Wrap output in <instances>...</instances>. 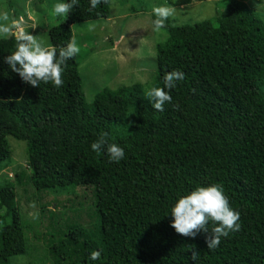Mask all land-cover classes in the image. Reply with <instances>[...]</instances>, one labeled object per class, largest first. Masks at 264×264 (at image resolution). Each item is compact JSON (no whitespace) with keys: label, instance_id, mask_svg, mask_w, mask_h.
Segmentation results:
<instances>
[{"label":"trees","instance_id":"trees-1","mask_svg":"<svg viewBox=\"0 0 264 264\" xmlns=\"http://www.w3.org/2000/svg\"><path fill=\"white\" fill-rule=\"evenodd\" d=\"M243 1L228 0L225 13L190 26L167 21L162 29L167 37L154 48L150 85L102 89L89 105L81 92L77 55L67 61L61 87L41 82L34 88L4 62L15 51V39L0 38V163L9 160L6 138L11 137L24 142L35 190H92L93 226H75L66 242L50 241L49 250L59 259L69 264H264V92L259 86L264 25ZM89 9L90 0H78L61 23L46 30L49 45L66 46L74 24L109 18L108 4ZM173 70L185 78L170 91L172 103L156 111L146 90L163 87L164 74ZM103 133L124 149L123 160L111 162L106 150L92 151ZM212 184L223 186L240 213L241 229L210 251L208 234H177L170 212L178 198ZM14 196L10 183L0 186V210L8 219L0 222V264H12L11 258L25 253ZM192 246L200 252L197 261L190 258ZM95 250L101 258L92 261Z\"/></svg>","mask_w":264,"mask_h":264},{"label":"rangeland","instance_id":"rangeland-1","mask_svg":"<svg viewBox=\"0 0 264 264\" xmlns=\"http://www.w3.org/2000/svg\"><path fill=\"white\" fill-rule=\"evenodd\" d=\"M228 0H110L108 19H100L71 26L80 52L77 67L81 92L86 104L102 89L115 90L120 86L140 84L149 86L155 71V45L167 35L164 30L153 31V6L171 5L175 14L168 19L171 26H190L211 20L225 13ZM64 0H0V12H6L9 23L23 18L34 28L32 35H43L61 23L64 16L53 14V6ZM246 11L264 25V0H244ZM3 38V37H0ZM72 38V37H71ZM49 44V43H48ZM264 92V74L259 80ZM129 117H126L121 122ZM128 121H126L127 123ZM118 129H122L118 126ZM9 160L0 163V186L10 183L14 188L16 211L19 215L25 253L11 258L12 264H69L49 250L50 241L68 240V232L75 226L91 229L95 209L92 190L88 187L35 190L28 180L24 142L7 137ZM18 173L20 177L15 178ZM35 207H32V205ZM37 218L33 219V214ZM0 210V222H8Z\"/></svg>","mask_w":264,"mask_h":264},{"label":"clouds","instance_id":"clouds-1","mask_svg":"<svg viewBox=\"0 0 264 264\" xmlns=\"http://www.w3.org/2000/svg\"><path fill=\"white\" fill-rule=\"evenodd\" d=\"M110 0H90V11L96 9L101 3L109 4ZM78 0H65L53 6V14L56 16L68 15L72 8L77 6ZM176 12V8L165 4L153 6L152 20L153 31L159 32L166 27V22ZM0 37L14 38L15 51L8 55L4 62L20 78L32 87H40L41 82H51L59 88L63 85V74L67 61L80 52L77 40L73 35L66 46L57 50L46 42L43 35H32L26 28L21 17L9 23L6 12H0ZM185 74L182 71L173 70L163 76V87H151L146 90L154 110L163 112L166 103H172L170 91L177 86V81H182ZM167 89L168 91H166ZM93 152L100 154L106 150L111 162H119L125 158L124 149L116 143L108 142V133H103L91 144ZM32 207H35L33 204ZM170 215L173 222L171 227L175 232L184 237L195 238L203 232L208 234L205 239L208 250L219 247L222 238H227L230 233L240 231V213L233 209L229 203V197L225 194L220 184L210 186H198L188 194L178 198L171 208ZM37 214H33V219ZM209 223L213 226L209 228ZM200 252L192 246L191 259L197 261ZM101 258L98 250L90 253V259L97 261Z\"/></svg>","mask_w":264,"mask_h":264},{"label":"crops","instance_id":"crops-1","mask_svg":"<svg viewBox=\"0 0 264 264\" xmlns=\"http://www.w3.org/2000/svg\"><path fill=\"white\" fill-rule=\"evenodd\" d=\"M27 23H28V29H30V34H31V31L33 30L34 26H33L32 22L29 21V20H28ZM48 28H49V27H48ZM34 32H35V30L33 31V33H34ZM33 33H32V34H33Z\"/></svg>","mask_w":264,"mask_h":264}]
</instances>
